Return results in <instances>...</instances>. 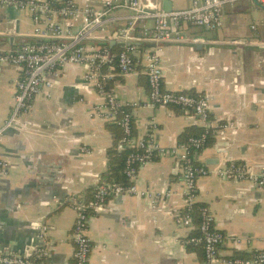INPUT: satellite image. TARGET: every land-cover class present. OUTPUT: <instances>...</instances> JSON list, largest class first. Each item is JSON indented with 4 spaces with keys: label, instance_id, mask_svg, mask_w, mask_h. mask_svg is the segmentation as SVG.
Instances as JSON below:
<instances>
[{
    "label": "crops",
    "instance_id": "0c3cea01",
    "mask_svg": "<svg viewBox=\"0 0 264 264\" xmlns=\"http://www.w3.org/2000/svg\"><path fill=\"white\" fill-rule=\"evenodd\" d=\"M91 2L100 5V0ZM172 2L173 8L180 9L191 6L192 0ZM34 25L28 11L0 4V39L5 38L0 48H15L31 40L23 33L31 32ZM190 31L213 42L264 40V7L254 0L239 1L225 7L220 28L192 27ZM116 45L122 46L117 42L112 46L117 53ZM139 60L137 70L117 76L112 89L124 104L138 103L131 108L135 136L151 134L161 146L173 147L185 129L204 124L177 107L149 105L144 56ZM162 67L166 89L207 93L214 124H237L220 128L213 144L198 155L210 173L197 180L196 202L207 205L215 226L226 235L221 255L250 256L263 251L264 188L223 178L216 171L232 160L264 169V49L170 44L163 49ZM85 73L82 65L62 68L52 96H36L22 123L2 138L0 154L11 167L8 174L0 175V253L33 254L43 243L38 227L43 225L53 246L46 264L74 260L71 234L76 211L69 197H87L88 190L105 181L108 150L115 140L111 122L90 114L103 97ZM20 77L12 64L0 74V126L13 106ZM41 174L52 176L47 179ZM138 186L170 195L157 206L138 195L109 200L90 223V264H210L201 248L186 241L194 227L177 222L186 205L180 163L169 154L156 156L140 168Z\"/></svg>",
    "mask_w": 264,
    "mask_h": 264
},
{
    "label": "built area",
    "instance_id": "2783aa9c",
    "mask_svg": "<svg viewBox=\"0 0 264 264\" xmlns=\"http://www.w3.org/2000/svg\"><path fill=\"white\" fill-rule=\"evenodd\" d=\"M164 0H100L95 5L91 0H0V4L28 11L34 19L31 37L15 48H0V74L5 65L16 66L21 77L17 82L14 103L0 126V143L7 131L22 123V117L29 114L33 101L39 94L52 96L60 71L66 65H82L86 68L85 79L92 83L103 100L92 106L91 116L111 123L121 124L124 130L118 149L139 148L127 156L126 175L129 184L102 181L90 201L70 196V205L76 211L72 229L75 264H90L92 242L89 237L91 220L114 197L125 194L148 198L152 206L167 199L170 192H155L138 186L139 170L153 162L156 156L169 154L181 166L184 182L185 209L178 215L177 222L190 228L195 227L191 211L196 203L197 180L209 174V169L198 161L199 150L204 148L207 133L191 136L187 142L173 147L161 146L150 134L144 137L132 135L134 123L132 107L138 103L124 104L109 85L117 76H126L137 70L139 58L144 56L148 79V104L151 106H173L195 115L204 126L230 128L237 124L215 125L211 119L210 95L189 91H172L164 87L162 52L170 44H227L230 46H255L264 49V40L256 38H229L210 41L190 31L192 27L212 30L223 24L224 9L243 0H192L187 8L167 10ZM172 1V0H170ZM264 5V0H258ZM253 28L256 26L253 25ZM116 33V42L123 43L119 52L109 46ZM85 151V148H82ZM10 161L0 154V175L9 173ZM216 173L226 179L249 181L258 188H264V169L257 170L250 165L232 160ZM40 228L43 243L30 253H0V264H46L53 246L46 238V227ZM199 235L190 234L188 244H203L205 259L210 264H264V250L249 257L233 255L223 257L221 246L226 235L217 229L212 212L202 209Z\"/></svg>",
    "mask_w": 264,
    "mask_h": 264
},
{
    "label": "trees",
    "instance_id": "16d2710c",
    "mask_svg": "<svg viewBox=\"0 0 264 264\" xmlns=\"http://www.w3.org/2000/svg\"><path fill=\"white\" fill-rule=\"evenodd\" d=\"M115 47H116V49H118V48H119V50L121 49L120 46L116 45ZM109 86H110L109 88L111 89L112 85L110 84ZM109 125H110V127L115 128V140H114V145L111 148H109V150H108L109 164H108V170H107L106 174L104 175L106 178L105 181L114 182V183H121V184H129V179L126 175L127 156L133 151H138L139 148L127 147L124 150H119L118 149V143H119V140L124 135L123 127L121 126V124H118V123H110ZM213 130H214V128L207 129L205 126L189 127L187 129H185V131L182 133L179 142H187L189 137H191V136H200L202 133H207V138L205 140V145H204V148H206V147L210 146L211 144H213V142H214L215 133H213L214 132ZM135 134L136 133L134 130V126H132V135L135 136ZM203 149L199 150L198 152H201ZM97 186L91 190H88L87 191V197H83L82 200L90 201L95 194ZM205 207H207V205H205L203 203H199V202H196L193 205V209L191 211V214L193 216V221H194L195 227H194V231L192 234H195V235L198 234L199 235V233H200L199 225L202 222V209ZM183 212H184V210H183ZM188 245L193 246V247H199L204 252L203 244H188ZM255 252H257V251H255ZM237 255L241 256V257H249V255H245V254L244 255L243 254H237ZM71 264H75V260H73V262H71Z\"/></svg>",
    "mask_w": 264,
    "mask_h": 264
},
{
    "label": "water",
    "instance_id": "95a60500",
    "mask_svg": "<svg viewBox=\"0 0 264 264\" xmlns=\"http://www.w3.org/2000/svg\"><path fill=\"white\" fill-rule=\"evenodd\" d=\"M257 4H259V5H261V6H263L264 7V5L263 4H261L258 0H254ZM163 6H164V8L165 9H167V10H172V9H174L173 8V2L172 1H170V0H164L163 1ZM115 37H116V33L114 34V36H113V38H112V40H110L109 42H108V44H109V46H113L115 43H116V39H115ZM5 38H1L0 40H4ZM120 45L121 46H123L124 44L123 43H120ZM42 176H44L45 178H50L52 175H50V176H46V175H43V174H41Z\"/></svg>",
    "mask_w": 264,
    "mask_h": 264
}]
</instances>
